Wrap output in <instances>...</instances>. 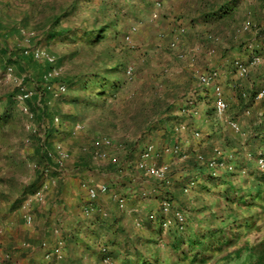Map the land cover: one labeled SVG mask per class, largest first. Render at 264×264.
Segmentation results:
<instances>
[{"label": "crops", "instance_id": "0c3cea01", "mask_svg": "<svg viewBox=\"0 0 264 264\" xmlns=\"http://www.w3.org/2000/svg\"><path fill=\"white\" fill-rule=\"evenodd\" d=\"M139 1L141 9L149 8V0ZM164 1L159 17L175 45L168 41L153 45L160 53L165 49L170 52L165 51L158 62L151 56L158 74L150 71L154 77L130 92L135 97L123 113L127 121H84L85 136L79 134L82 131L75 127L76 121H67L72 125L66 127L65 134L60 128L62 123L42 121L44 130L40 129L45 137L32 134L29 146L19 141L17 121H0V264H136L134 256L151 254L141 252L150 241L160 242L164 249L160 247L159 264H174L180 253L166 247L171 236L168 229H161L159 219L173 213L163 209L167 192L178 194L188 183L190 189L193 178L198 179L196 188L181 195L185 208L196 206L199 210L187 215L183 234H205L215 224L225 225L232 219V210H228L231 208L238 211L240 221L248 217L256 223L257 211L264 217V206L240 199L242 194L256 193V177L264 175L258 165V157L264 155V98L255 97L248 105L238 100L239 92L253 88L259 93L264 88V56L249 65L245 51L240 52L235 48L237 44L226 39L227 29L237 27L234 21L242 23L237 20L239 15L222 20L204 17L214 0H205L197 7L191 0L181 8L180 0ZM6 12L9 17L2 22L21 21L23 13L15 14L12 8ZM180 24L188 26L187 33L181 36ZM207 31H214L218 41L209 38ZM200 41L203 50L198 49ZM213 47L215 55L211 54ZM180 49L188 52L186 58ZM231 52L234 54L229 56ZM235 60L249 65L248 74L240 73ZM168 67L169 71L163 73ZM213 70L220 73L229 102L224 114L217 110L214 89L205 86L200 78ZM140 92L146 99L136 100ZM233 123L239 125V130ZM63 135L67 139L61 141ZM58 144L68 152L66 158ZM151 144L156 149L155 161L169 165L166 179L139 166L143 152ZM176 145L180 146L179 153L171 149ZM101 152L107 155L102 157ZM200 153L236 170L229 174L222 169L221 182L209 183L205 169L202 172L189 164ZM104 184L108 190L92 197L91 189ZM36 191H42L43 197L32 196ZM196 192H200L203 202L192 198ZM173 201L175 207L180 204ZM27 214L33 215L31 223L26 220ZM263 219L258 225H264ZM252 234V230L234 229L229 237L240 242ZM262 234L264 237V231ZM237 241L217 252L221 256L233 252L242 246ZM58 247L59 254L55 252ZM49 252L52 256L47 258Z\"/></svg>", "mask_w": 264, "mask_h": 264}, {"label": "trees", "instance_id": "16d2710c", "mask_svg": "<svg viewBox=\"0 0 264 264\" xmlns=\"http://www.w3.org/2000/svg\"><path fill=\"white\" fill-rule=\"evenodd\" d=\"M242 1L243 0H224L218 2L214 0L212 7L209 9V12H205L204 17L206 19L212 20L229 19V17L234 19L233 16L238 14L240 6L239 3ZM256 1L257 8L254 7L252 9V7L249 6L247 9L249 11L250 8L249 12L251 14L253 13L256 20L258 21V35L261 37V41L254 49L250 48L249 46L246 47L244 42H242V45H238L239 49L240 47H245L244 51L248 56L249 65L253 63L255 57L264 54V0ZM103 4H105V6ZM53 6V9H51L52 6L49 7L45 4V6L42 8L40 14L44 16L41 18L42 23L36 26L39 31L36 32L35 37L40 36V39H43L46 44L45 48L47 51L56 57L55 64L52 65L47 61H38L34 59L32 55L24 54L23 49H19L18 52H14L6 44H3V47L0 48V55L2 56L1 61H3L4 65H16L19 70H26L27 65L36 68L38 74L37 83L43 90L45 97H49V95L50 97L52 96V93L47 90L48 82H63L68 85V90L69 87H72L74 90L79 91L78 94L74 95L71 99V102L75 107L81 106V103L85 100V97H82L81 95L82 91L86 92V100L88 98L92 99L93 101L96 99L101 100L105 96L116 95L125 83L123 78L125 77V70L131 56L130 49L125 42L127 38L126 36L132 37L136 31H134L132 28L131 33L129 32L128 34L126 29L127 25L124 22L125 17L123 16L121 10L115 9V5L108 3L106 0H101V4H96V0H67L66 2H62L60 4L54 3ZM9 7H11V4ZM47 7L50 8V12H46ZM90 9L94 10L93 15L89 14L88 11ZM23 11V15L22 13H18V15H22L20 22L16 21V19H11L9 23H4L2 22L3 19H1V16L3 15L4 17H9V13H5L6 15L3 13L2 15L0 14V39L4 36L6 37L10 33H16L17 27L19 26L17 25L18 23L20 24L24 22L29 24L36 15V12L30 11L29 9H25ZM262 20L263 22H261ZM234 22L236 24L235 26L239 27V22ZM236 28L234 29L235 31ZM57 38H63L61 40L64 41L66 46L63 44V46L60 47H51V44H53ZM231 39H234V37ZM67 41L70 43L68 46ZM88 51H93L92 54H95V58L91 61H88L89 65L92 64V67L84 65L82 67L81 65H76L75 68L73 67L71 71H68V73H65L59 78L51 80L46 79L45 75L47 74L48 70L54 66L57 67L65 64L75 65L80 63L77 58L81 57L86 60ZM241 51L243 52V50ZM236 62L244 63L245 61L235 60V63ZM248 72L246 74H248ZM17 91L18 90L15 89L13 92L0 96V104L2 105L3 109L2 113H0V121L13 120L14 112L18 106ZM257 95L258 93H256L253 88H251L250 91L244 90L241 93L239 92L238 100L241 104L247 102L246 104L248 105L255 99V97H257ZM36 100L43 102V99L40 98L38 100V98L36 99V96L27 100V103L30 105L35 115L38 117L41 116L42 119L47 121H54V113L45 106L43 110H41L39 107H37ZM200 156L203 158H200ZM224 163L225 165L218 166L217 171H214L215 169L209 165V159L205 157V154L200 153L196 156V159L191 158L189 164L194 169L197 168L201 171L202 169H205L207 172L205 176L207 177V181L209 183L212 181H216V183H218L221 182L219 177L222 176V169H225L229 174L230 172L236 170H231L229 168V164L226 162ZM193 179L194 180L191 179L192 181L190 182V185L192 183L194 184L190 189L188 183L187 185L182 186V189L178 194H175V192L171 193V191L167 192L165 200H168L171 203V210L173 213L171 217L165 218L160 216L159 219V226L161 229H163V227L165 228L164 224L166 221H170V224L168 225V231L170 233L171 239L170 241H167L166 247L175 251L177 250V252L180 253L178 259L179 261L175 260L174 264H183L184 262H190L191 264H207V262L214 260L215 255L213 252H217V250L224 251L225 248L232 246V244L237 241L234 240L232 235L229 237L231 230L235 229L237 232L239 229H245L246 231L258 228V222L260 218H264L261 217L263 212L257 211V219L255 221L256 223L251 222L250 218L248 217L246 221H240L241 218L239 217L240 214L238 211L234 208H231L228 210H232L230 217L232 219L226 222L225 225L222 226L215 224V226L213 225L210 227L205 234H183V231L187 225L186 222L189 219L188 216L191 215L192 212L195 213L199 210L196 206L193 208H185L186 206L182 198V195H188V192L191 189L196 188V180L198 179ZM256 188V193L253 191L245 194L241 193L243 196H241L240 199H243L244 197V199H246L244 202L251 200V204H255L257 206L260 205L263 207L264 175H257ZM200 195V192L193 193L192 198H196V200L203 202L204 200L199 199L201 198ZM174 199L178 200L180 203L179 205L176 204L177 207L174 206ZM254 199H257V202ZM198 206H202V203H199ZM178 213H181L185 217L184 220H186L182 222L178 216ZM150 242L152 243H149L146 246L144 245V252L143 250L141 252L143 254L151 251V254L149 256L145 254L139 258L134 256L133 260L136 261V264L160 263V260L162 259V256L159 255L160 247L162 250L164 249L160 242ZM227 256L236 260H240L245 256H249V264H264V237L259 239L255 244L247 242L242 246H239V248H236L233 252L230 253L229 251V254L220 257V259H218L214 264H219V262H222L227 258Z\"/></svg>", "mask_w": 264, "mask_h": 264}, {"label": "rangeland", "instance_id": "374dc122", "mask_svg": "<svg viewBox=\"0 0 264 264\" xmlns=\"http://www.w3.org/2000/svg\"><path fill=\"white\" fill-rule=\"evenodd\" d=\"M67 0H0V14L5 13L6 11H9L11 8L17 13H23L25 9H29L30 11L36 12L35 17L31 20L29 24H26L24 22L18 23L19 25L17 27L16 33H10L5 38L0 39V48L3 47V44H6L10 49H12L14 52L19 49H23L28 46H37L41 45L42 47H46L45 42L43 39H40V36L29 38V33L32 31H39L36 26L42 23V16L40 12L42 8L45 6H52L51 9H53L54 3H62L66 2ZM108 3L114 4L115 9L121 10L123 16L125 17L124 22L127 25V32L131 33L132 28L134 26L137 27L136 33L134 36L131 37V40H127L126 38V44L128 45L130 49V61L127 64L126 70H125V77L123 78L125 80V83L120 88L118 93L116 95H110L105 96L101 100L96 99H88L86 100V92L81 93L82 97H85V100L81 103V106L75 107L74 104H72L71 99L74 95H77L79 91L74 90L72 87H69L68 93L65 95H62L58 97L57 99L53 98L52 96L49 97L46 96L37 83L38 80V74L36 68L33 66H28L26 70H19L18 67L14 64V72L12 74L8 73V66L4 65L3 61H1L2 56L0 55V96L5 95L6 93L13 92L15 89H17V100H18V106L17 109L14 112V118L12 121L16 122V127H19V141L20 143H23V145H31L32 140V134H39L41 137H45V133L43 132V128L41 124L42 121H47L42 119V117H38L35 115L32 116L29 113H26L22 107H21V101L19 100V95L23 92L24 89H30L34 91L36 99L38 100L41 98L43 99V102H36L37 107H39L41 110H43L44 106L49 108L51 112L54 113V121H59L58 123L61 124V130L62 133L65 134L66 127L72 125L67 121L75 122V127L82 132H80V135L85 136L86 133V124L84 121H127V118H124V112L126 113L127 110H129L128 104L131 103L133 99V89L139 87V85H142L143 82L148 81L151 79L150 71L157 73V63L156 67L153 66V63L150 61L151 56L154 58L155 61H161L160 58H164L166 55L164 52H170L168 49L162 50V53L160 51L155 50V46H153L156 43H162L165 41H168V43H171L170 45H173V38L170 39L169 37V30L165 28L162 24V21L160 19V12L161 9L164 7L166 1L164 0H149V8L148 6H145L144 8H140L142 5L139 3V0H106ZM148 0H146L147 2ZM189 1V2H187ZM207 1V0H206ZM218 2L224 1V0H216ZM205 0H195L194 3L196 5L194 7H197V4L202 5L204 4ZM208 2V1H207ZM34 3V4H33ZM44 3V4H42ZM160 3V4H158ZM169 3V2H168ZM180 5H178L179 8L182 7V5H185L184 3H191V0H180ZM11 4V7L9 5ZM96 4H101V0H96ZM170 4V3H169ZM172 4V3H171ZM105 6V4H103ZM239 10L238 14L239 18L241 19L242 23L239 25V27L236 28V31L233 29H227L226 33V39H229V42L237 44L235 47L236 49H239L238 47L242 45L244 42L246 47L249 46L250 48L254 49L259 45V42L261 41V37L258 35V21L256 20L253 13L251 14L250 8L249 11L247 7L251 6L252 9L254 7L257 8V1L256 0H243L239 3ZM47 7L46 12H50V8ZM193 7V8H194ZM205 8V7H204ZM147 9V10H145ZM199 9V8H198ZM44 11V9H43ZM89 14L93 15L94 10H89ZM7 13V12H6ZM183 15V12L181 13ZM3 16V15H2ZM1 19L5 18L4 16ZM20 22L18 19L16 20ZM263 22V20L261 21ZM179 33L186 34L188 30V26L185 24L179 25ZM152 31V32H151ZM235 32V33H234ZM209 38L211 37L214 42H217L216 34L214 31H207ZM28 34V35H27ZM215 38H214V36ZM179 36V37H180ZM127 37V36H126ZM178 37V40H179ZM234 39H231L233 38ZM238 38V39H237ZM61 39L63 38H57L56 41L51 44V47H60L63 46V44L66 46L64 41ZM175 40V39H174ZM210 40V39H209ZM203 41V40H202ZM200 41L198 49L203 50V42ZM263 41V40H262ZM67 46L70 45L69 41H67ZM206 40L204 41V43ZM215 45V43H214ZM239 45V46H238ZM174 46V45H173ZM180 46V45H179ZM262 46V45H261ZM171 49H173L171 46H169ZM159 48V47H156ZM245 48V47H244ZM244 48H241L244 52ZM181 50V49H180ZM195 50V49H194ZM240 50V52H242ZM91 51V50H90ZM88 51L86 57L87 59L84 60L82 57L77 58L80 63H77L75 65L71 64H65L61 66H57L58 70L60 71V75L57 77H61L65 73H68V71H71V69L76 65H81L92 67V64L89 65L88 61H91L95 58V54H92V52ZM192 53L194 51L192 50ZM188 52L181 50V56L186 58ZM211 54L215 55V47L211 50ZM234 54V53H233ZM232 52L229 53L230 55H233ZM239 55V54H236ZM264 54H261L260 57H262ZM104 66V65H103ZM130 67H133L132 74L128 73V69ZM169 68H165L163 73H167L169 71ZM158 74V73H157ZM160 75V74H159ZM154 77V76H153ZM56 79V78H55ZM132 86L131 89H127V87ZM136 90V89H135ZM91 91V90H90ZM132 92V93H130ZM139 92V91H138ZM141 93V92H140ZM135 97V95H134ZM119 99V102H118ZM141 99H146V95L144 93H141L139 95H136V100L140 101ZM122 102V103H121ZM123 108V109H122ZM38 109V108H36ZM123 110V111H121ZM2 105L0 104V113H2ZM32 112H34L31 109ZM38 113V111H37ZM58 117L59 120H55V118ZM71 122V123H72ZM43 129L41 131V129ZM31 134V135H30ZM66 135L60 136L61 141L67 139L65 137ZM107 138H103L102 140L106 141ZM183 156V155H182ZM63 161V165L65 166L66 161L64 159H61ZM65 162V163H64ZM32 168L35 169V166L33 163L30 164ZM39 191H36L32 194V196H36ZM43 193V192H42ZM264 220V219H263ZM264 223V222H263ZM260 226V225H259ZM255 229H252V236H250L248 239L244 238L239 242V245H243L247 242H250L251 244H255L258 242L259 239L262 238L261 235H263L264 231V225L261 224V226ZM258 233V235H257ZM261 233V234H260ZM260 234V236H259ZM254 235V236H253ZM166 242V241H165ZM162 241V243H165ZM167 243V242H166ZM215 256L222 257L221 253L219 252H213ZM231 253V252H230ZM218 260V259H217ZM217 260H212L210 262H207V264H214ZM236 262V264H249L248 261L250 260L249 256H245L241 258L240 260L232 259L227 256L226 259H224L222 262H219V264H231L232 261ZM230 262V263H229Z\"/></svg>", "mask_w": 264, "mask_h": 264}, {"label": "built area", "instance_id": "2783aa9c", "mask_svg": "<svg viewBox=\"0 0 264 264\" xmlns=\"http://www.w3.org/2000/svg\"><path fill=\"white\" fill-rule=\"evenodd\" d=\"M160 4V3H158ZM133 30L136 31L137 27L134 26ZM28 35V34H27ZM29 38H34L36 36L35 31H32L29 33ZM128 40H131V36H127ZM173 45H175V43H173ZM23 53L26 55H32L34 57V59L38 60V61H47L49 63H51L52 65L55 64L56 62V57L54 55H52L51 53H49L47 51V49L45 47H42L41 45H37V46H28L23 48ZM261 61L260 57H255L253 64H256L258 62ZM238 67H239V71L242 75L246 74L248 72V66L244 63H237ZM14 72V66L13 65H9L8 66V73L12 74ZM133 72V67H130L128 69V73L132 74ZM60 75V71L58 70L57 67H53L50 70H48L47 74L45 75L46 79H55ZM201 81L205 86L208 87H212L215 91V103H216V107L217 110L220 114H224L228 108H229V102L228 99L226 97L225 91H224V86L220 81V73L217 70H213L207 73H204L201 75ZM47 90H49L54 97H60L62 95H65L68 91V85L63 83V82H57V83H53V82H48L47 83ZM35 93L34 91L30 90V89H24L23 92L19 95V100L21 101V107L22 109L26 112L31 114L32 116L34 115V112L31 111V107L30 105L27 103V100L34 97ZM258 98H264V88L258 93L257 95ZM55 120H59L58 117L55 118ZM55 122H59V121H55ZM234 127L236 129L239 130V125L237 123H233ZM107 143H110L109 139H106ZM58 148L60 149V153L61 155L66 158L68 156V152L64 149L62 144H58ZM172 151L179 153L180 152V146L176 145L175 147L171 148ZM168 149V150H171ZM155 153H156V149L155 146L153 144L149 145L145 151L142 154V159L139 163V166L141 169L146 170L148 173L161 178V179H165L168 172H169V165L167 164H158L155 161ZM100 156L105 157L107 155L106 152H101L99 153ZM63 158V159H64ZM200 158H203L202 156H200ZM209 165L210 167H212L213 169H215L214 171H217L218 166H222L225 165L224 162H220L218 159L216 158H212L209 160ZM258 165L261 169L264 170V155H260L258 157ZM230 169H233L232 166L229 167ZM194 183H192L193 185ZM108 190V186L107 185H102L98 188H92L91 189V195L92 197H97L98 194L102 191V192H106ZM42 191H39L36 195V197H38L39 199L42 198L43 196ZM123 202V201H122ZM163 209L164 211L168 212L171 210V203L166 200L163 203ZM178 216L180 217V220H183V215L181 213H178ZM26 220L31 223L33 221V215L32 214H27L26 215ZM170 224V221H166V223L164 224L165 228L168 229V225ZM55 252L57 254H59L61 252L60 247L55 249ZM52 256V252H49L46 254L47 258H50ZM110 258L107 259V261H109ZM42 264V263H40Z\"/></svg>", "mask_w": 264, "mask_h": 264}]
</instances>
